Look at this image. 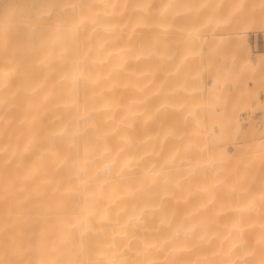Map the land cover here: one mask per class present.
Wrapping results in <instances>:
<instances>
[{
  "label": "bare ground",
  "instance_id": "obj_1",
  "mask_svg": "<svg viewBox=\"0 0 264 264\" xmlns=\"http://www.w3.org/2000/svg\"><path fill=\"white\" fill-rule=\"evenodd\" d=\"M84 3L52 0L67 31L26 51L38 66L73 39L72 86L38 92L24 49L0 44V264H264V139L249 146L204 78L212 51L264 25L262 0Z\"/></svg>",
  "mask_w": 264,
  "mask_h": 264
},
{
  "label": "rangeland",
  "instance_id": "obj_2",
  "mask_svg": "<svg viewBox=\"0 0 264 264\" xmlns=\"http://www.w3.org/2000/svg\"><path fill=\"white\" fill-rule=\"evenodd\" d=\"M59 1L65 3L66 7L71 6V3L76 4L80 2L82 8L88 7L87 3H84V0ZM0 2L6 8L5 16L0 15V22L8 24L12 34L11 37L0 41V44L3 45L1 46L2 50L6 51L10 47H15V45L21 49L23 48L24 50L20 51V53L28 65L33 62L34 58L31 53H27L26 51H28L29 46L35 45V41H38L35 40L36 38L40 37L41 39L39 41H42V38L52 36V31H55V35H57L55 40H57L58 36L67 31L64 27L52 28V25L65 26L69 24L65 20L59 21L52 19V0H0ZM95 3L93 2L91 7H96ZM261 6L264 8V0H262ZM30 8L34 9V16H30L28 12ZM100 10H91L92 19L98 17ZM7 12H11L12 15L6 17ZM87 16L86 11L84 12L86 21H88ZM40 25H44L45 28L41 29L42 27ZM245 35V39L243 38L234 42L237 44V48H227L224 51L214 50L209 54L204 78L206 87L209 88L206 90L207 95L211 91H217L227 96L224 104H219L220 96H218L215 105L216 111L228 109V107L232 106L231 116L234 118L237 115L238 121L241 119L246 123L241 125V129L250 123V130L253 129V133L247 135V143L251 147L256 142L254 135H258L260 139H264V25L250 29ZM65 39L64 46L59 47L56 43L54 44L55 53L54 55L51 53L46 61H42L38 66H36V63H32V65L25 67L28 84H35L34 88L38 92L52 91V85L58 88L59 84L68 83L72 86V78L68 74L66 65L74 59L72 54L73 50L76 58L80 56V52L78 46L75 47L73 45V39ZM205 39L206 47L209 42L219 40V36L206 33ZM69 53L70 55L68 56L67 54ZM0 58L4 57L0 55ZM250 62H253L252 66ZM3 68H7V65H0V69ZM233 68H235L234 75L229 77L223 74L224 71L233 70ZM49 87L51 89H45ZM70 90L66 89L64 94L63 99L65 104H69L70 102ZM48 103L49 101L47 100ZM32 113L15 112L13 115L14 122L17 120L24 122L26 116ZM36 113L40 115L38 112ZM55 126L59 127L60 125L57 124ZM214 131H217V128ZM59 139L60 137L58 136L54 142H57ZM244 143L243 140L235 139L234 142L230 141L226 144L227 150L230 153H234L236 147L239 145L243 146ZM133 186H135V181L133 182ZM132 191L136 190L132 187L131 189L125 190L123 194L131 195ZM49 194L52 195V191ZM73 200L76 201L77 199L73 196L71 197V201Z\"/></svg>",
  "mask_w": 264,
  "mask_h": 264
}]
</instances>
